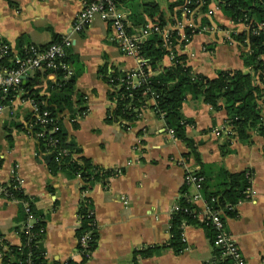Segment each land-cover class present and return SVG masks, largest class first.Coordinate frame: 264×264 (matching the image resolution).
Instances as JSON below:
<instances>
[{"label": "crops", "instance_id": "obj_1", "mask_svg": "<svg viewBox=\"0 0 264 264\" xmlns=\"http://www.w3.org/2000/svg\"><path fill=\"white\" fill-rule=\"evenodd\" d=\"M83 1L0 0V36L14 54L29 44L46 45L55 36L71 39L68 65L72 74H77L74 104L77 108L84 106L85 111L76 118L72 112H63V124L69 138L81 150L75 158L86 156L114 173L85 192L79 176L63 171L52 173L39 150L38 139L27 130L31 104L17 93L0 114V182L18 177L24 193L45 215L41 246L49 262L214 264L209 231L202 225H183L185 247L180 252L168 247L170 220L183 194L185 175L188 170L200 171L202 167L188 154V145L170 134L163 117L152 108L153 100L147 102L139 118L128 127L106 121L111 107L110 86L101 77L100 68L132 71L139 68L140 58L121 50L110 25L100 16L83 31H75L73 26ZM180 2L127 0L120 7L129 26H133L134 18L146 22L162 19L165 30L178 29L180 42L184 43L177 44V50L187 56L196 73L216 77L219 70H248L234 37L247 25L233 22L218 0H210L206 11L197 6L188 15L180 9ZM155 5L158 10L150 16ZM203 17L210 24L201 26ZM179 21L184 24L182 28L177 26ZM190 23L193 34L187 38L184 28ZM173 57L171 53L166 55L161 67L171 65ZM55 79L54 73L42 78L37 86L42 95H48V87ZM220 103L223 105L224 101ZM182 113L191 121L186 128L188 138L193 140L203 163L212 166L206 174L209 182L219 166L231 172L253 170L250 197L235 205L236 214L226 216V226L236 239L244 264H264L263 138L251 130L250 143L238 140L232 126L226 123V110H216L192 94L187 95ZM188 189L190 195L195 193L193 187ZM85 196L92 199L98 230L97 246L90 256L78 248L76 233L81 222L78 208ZM194 203L203 216L205 201ZM21 224L19 202L0 195V248L7 243L21 244ZM142 251L150 253L145 255Z\"/></svg>", "mask_w": 264, "mask_h": 264}, {"label": "trees", "instance_id": "obj_2", "mask_svg": "<svg viewBox=\"0 0 264 264\" xmlns=\"http://www.w3.org/2000/svg\"><path fill=\"white\" fill-rule=\"evenodd\" d=\"M126 1L117 0L120 6ZM193 1L195 2V0ZM218 2L233 22H243L247 25L245 30L235 33L234 37L239 42L241 57L248 70H219L216 77H208L194 72L188 63L187 56L177 50V44L184 42H180L182 37L179 30L173 29L168 31V43H166L162 32H153L145 41L139 44L138 56L144 61L142 66L143 75L139 84L129 83L128 77L131 71H122L118 68L109 69L107 66H102L100 75L110 86L108 98L111 107L107 110L106 121L119 122L128 127L129 124H134L139 118V114L147 106V102L153 100L152 108L158 115L163 117L167 129L174 130V136L188 145L190 148L188 154L193 155L201 165L202 170H196V172L205 176L201 190L205 201L214 209H223L225 216H229L235 215V205L247 198L246 192L252 185L253 170L245 169L231 172L224 166H219L213 180L209 182L210 179L206 174L207 169L212 166L203 163L193 140L188 138L186 134V128L191 121L184 117L182 105L187 95L192 94L196 98H201L216 110L224 108L227 112L226 123L232 126L238 140L250 143L252 141L251 130H255L264 141V0H218ZM180 3L181 6L185 4L184 0H181ZM209 3L210 0H201L190 7L193 9L200 6L201 10L206 11ZM157 10L156 5L152 7V13H149L150 16H153V12ZM151 22H159L164 28L165 23L162 19ZM147 23L143 19L137 18L132 21L133 26L139 27ZM126 24L128 25L127 20ZM207 24H210L209 20L207 17H203L201 26ZM133 26L128 25L129 32L134 31ZM184 31L187 38H190L193 34L192 27L186 26ZM61 39L62 37L55 36L52 42ZM2 43L6 42L0 36V46ZM50 43L41 45V47H45ZM69 49H67L66 56L63 59L67 63L71 59ZM11 52L12 54L9 57L0 59V65L8 68L17 65L13 59L10 60L14 56L12 49ZM170 53L174 55L172 64L161 67L162 60ZM157 70L158 72L155 74L154 72ZM50 73H54L56 79L50 83L48 95H42L40 88L37 86L41 83L42 78ZM76 77L75 72L68 76L62 68H48L37 70L32 76L26 78L20 87L26 92L23 97L33 98L39 103L41 109L49 111L48 118H52V121L47 123L46 127L37 124L33 130L34 133L43 132L41 136L36 138L38 139L39 150L44 153L47 167L52 173L63 171L70 176H79L83 181L81 189L85 192L90 190L97 181L104 180L114 172L96 165L86 156L80 155L75 158V154H78L81 150L76 142L69 138L67 129L63 124V112H72L71 115L76 118L78 114H83L85 111L84 106L77 108L74 104L73 95L75 93ZM15 94H17L16 90L9 88L5 91L0 89V101L6 104ZM222 100L224 101L223 105L220 103ZM79 101L80 104L83 103L82 96ZM55 125H58L59 129L52 131ZM1 162L2 159H0ZM15 184V180H11L7 189L16 198L29 201L37 215V221L30 231L35 232L42 227L45 228V215L35 207L33 200L24 193L23 189L14 187ZM188 188L189 185L184 183L182 187L183 194L177 204L178 209L173 211L170 220L171 238L168 247L180 252L185 247L183 225H202L209 231L214 248L213 263L233 264V261L229 258H220L222 250L215 242L216 230L212 226L211 220L201 216V210L190 199V194L187 193ZM19 204L20 219L22 221L25 219L26 213L22 204ZM78 215L81 221L76 230L78 239L85 234H89L88 250L91 252L96 248L98 240L97 223L91 197H82ZM21 235V245L7 243L5 248H0L3 264L60 263V261L49 262L47 260L41 242L39 244L36 238L29 239L25 231H21ZM78 248L85 254L80 244H78ZM142 252L145 255L150 253V251ZM66 264L77 263L67 260Z\"/></svg>", "mask_w": 264, "mask_h": 264}, {"label": "built area", "instance_id": "obj_3", "mask_svg": "<svg viewBox=\"0 0 264 264\" xmlns=\"http://www.w3.org/2000/svg\"><path fill=\"white\" fill-rule=\"evenodd\" d=\"M198 1L201 0H195L197 3ZM195 2L193 0H184L185 4L182 7L184 15L192 11L190 6ZM97 16H100L103 20L108 22L113 31V37L117 41L119 47L122 51L129 55L138 56L139 44L145 41L153 32H162L166 43L169 42V32L168 30L162 28L159 22H148L144 26L133 29V32H129L125 14L117 0H84L82 8L80 9L74 23V30L78 32L83 31ZM177 26L182 28L184 24L182 21H179ZM189 26L192 27L193 25L190 23ZM70 45L71 39L69 37H64L60 41H54L45 47H41V45L38 44H29L24 46L21 53L19 52L18 54H14V56L10 58V60L13 59L16 62L17 65L15 67L8 68L0 65V89L7 91L10 88L12 90H16L19 95L25 96L26 92L21 89L20 85L26 78L32 76L37 70L62 68L67 72L68 76L71 75L72 71L70 66L63 60ZM11 49L12 48L7 43H2L0 46V59L3 57H9L12 54ZM143 64L144 61L140 58L139 68L132 70L128 77L129 83L133 85L140 83V78L143 75ZM23 98L29 101L32 108L31 117L26 125L27 130L34 136L36 134V137H39L43 134V132L34 133V127L37 124H41L43 127H46V124L52 121V118H48L49 111L41 109L39 103H37L33 98L29 96ZM5 109L6 104L0 101V114H2ZM57 129H59V126L55 125L53 126L52 131ZM168 131L170 134L174 135L173 129H169ZM12 180H15L16 182L14 187L22 189V181L18 177H14ZM10 181L6 183L0 182V195L22 204L26 217L22 220L20 229L21 231H25V234L28 235L29 239L36 238L37 242L40 244L41 236L44 233V227L35 232L30 231L34 223L37 221V215L33 211L29 201L16 198L7 189V186L10 185ZM204 181V175L192 170L187 171L184 183L195 189V193L190 195V199L193 202L201 199L205 201L201 191ZM250 191L251 187L247 189V198L250 197ZM205 204L206 210L202 217H207L211 220L210 222L216 230L215 242L222 250L220 258H229L233 261V264H244V258L238 247L236 239L227 229L224 210L214 209L206 201ZM176 209H178V205L175 206L174 210ZM89 240V234H85L83 237L78 239V244H80L85 252V254H83L86 256H90L91 253L90 250H88ZM66 262L67 261H60L59 264H66Z\"/></svg>", "mask_w": 264, "mask_h": 264}, {"label": "rangeland", "instance_id": "obj_4", "mask_svg": "<svg viewBox=\"0 0 264 264\" xmlns=\"http://www.w3.org/2000/svg\"><path fill=\"white\" fill-rule=\"evenodd\" d=\"M182 7H180V9H181ZM2 183V182H1Z\"/></svg>", "mask_w": 264, "mask_h": 264}]
</instances>
